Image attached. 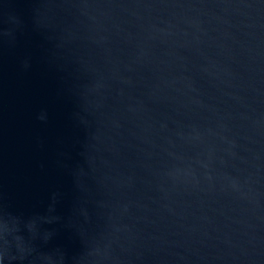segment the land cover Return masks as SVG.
Segmentation results:
<instances>
[{
    "label": "water",
    "instance_id": "obj_1",
    "mask_svg": "<svg viewBox=\"0 0 264 264\" xmlns=\"http://www.w3.org/2000/svg\"><path fill=\"white\" fill-rule=\"evenodd\" d=\"M0 264H264V0H0Z\"/></svg>",
    "mask_w": 264,
    "mask_h": 264
}]
</instances>
